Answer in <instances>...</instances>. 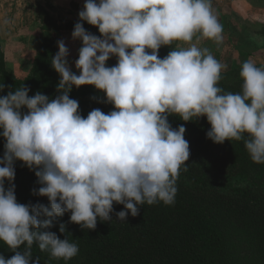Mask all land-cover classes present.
Segmentation results:
<instances>
[{
	"label": "clouds",
	"instance_id": "9594fccd",
	"mask_svg": "<svg viewBox=\"0 0 264 264\" xmlns=\"http://www.w3.org/2000/svg\"><path fill=\"white\" fill-rule=\"evenodd\" d=\"M78 15L71 35L82 42L75 61L79 75L70 68L63 40L51 59L61 77L60 95L50 99L38 91L30 97L23 85L0 96V135L6 140L0 241L15 253L8 259L0 255V264H40L39 257L33 260L34 244L56 259L75 257L77 244L47 231L66 213L71 223L95 230L98 218L111 220L114 203L126 209L116 214L120 222L129 212L137 217L145 203L173 205L190 145L185 126L174 129L169 123L171 115L184 122L206 117L208 139L243 141L251 160L264 164V68L245 61L239 93L217 86L227 66L198 46L201 39L223 42L212 0H85ZM84 22L101 35L87 31ZM174 42L188 46L178 43L174 49ZM162 47L172 48L164 58ZM112 57L117 63L109 67ZM73 86H93L115 110L105 114L97 108L84 117L70 98ZM17 161L35 172L34 195L46 197L50 207L18 203Z\"/></svg>",
	"mask_w": 264,
	"mask_h": 264
},
{
	"label": "trees",
	"instance_id": "16d2710c",
	"mask_svg": "<svg viewBox=\"0 0 264 264\" xmlns=\"http://www.w3.org/2000/svg\"><path fill=\"white\" fill-rule=\"evenodd\" d=\"M74 7L79 9L78 5ZM38 14L41 29L46 33L55 29L73 32L79 21L77 17L58 25L41 5ZM84 27L96 36L101 35L98 28L87 22ZM58 41L59 38L46 37L39 44L29 74L18 78L8 69L0 40V87L4 85L0 96H6L23 85L30 89V97L38 91L50 99L60 95L57 85L61 77L51 64V59L59 51ZM178 43L174 42L171 47L175 49ZM171 47H162L160 58L167 56ZM116 63L114 57L109 67ZM240 72L239 68L222 72L217 86L225 93L241 92L243 80ZM70 98L78 101L84 117L97 108L105 114L115 110L114 105L106 102V94L93 86H73ZM23 111L27 112V109ZM168 119L174 129L185 126V139L190 145V157L186 162L188 170L181 168L175 203H145L138 206L140 214L137 217H132L129 212L126 222H120L116 215L126 209L114 203L111 220L105 222L98 218L95 230L82 229L71 223V213H66L55 218L53 227L47 231L54 232L61 240L67 238L77 244L78 254L68 261L56 259L34 244L33 260L39 257L40 264H264V164L251 160L243 141L216 144L208 139L211 125L206 117L192 122H184L175 115ZM5 143V138L0 135V159L4 155ZM15 171L18 203H40L50 207L46 197L34 195V190L39 188L35 172L20 161L16 162ZM8 186L9 182L5 181V187ZM61 224L66 226L64 234L60 232ZM14 254L0 241V255L8 259Z\"/></svg>",
	"mask_w": 264,
	"mask_h": 264
},
{
	"label": "rangeland",
	"instance_id": "374dc122",
	"mask_svg": "<svg viewBox=\"0 0 264 264\" xmlns=\"http://www.w3.org/2000/svg\"><path fill=\"white\" fill-rule=\"evenodd\" d=\"M225 1L229 2V0H217L215 2L220 6V9H224V12L216 10L217 15L226 18V21H223V40L225 41L226 37L235 39L237 43L243 40L246 43H242L244 49L251 47V45L264 47V10L259 9V7L264 6V2H257L258 8L250 7V9L241 10L243 14L248 15L246 16L248 20H241L243 19V17H240L242 13L239 12L240 14L238 13V15L236 11H231V5L226 10L223 4ZM84 3L85 0H0V25L2 24L0 26V40L6 54L9 71L18 78L26 77L37 56L39 44L46 37H54L65 42L66 47L69 49L68 61L70 68L79 75L75 67V61L78 59L82 42L74 41L72 33L60 32L56 29L52 33L43 31L38 18V6L44 7L53 17V20L58 25H61L68 20L79 17L78 13L83 9ZM74 5H78L79 9L74 7ZM239 9L243 8L240 7ZM257 9L258 16H255ZM234 31L236 32L232 35ZM213 44L214 41L207 40L203 44L204 46L201 45L202 48H208L218 61H220V58L216 55L226 57V59L224 58L220 61L227 66L223 71L224 73H226L225 71L228 72V70L230 72L235 68L242 69V64L249 60L248 52L240 47L237 48V53L232 59L230 52L224 54V50H222L223 44L220 43L217 46ZM179 45L180 47L188 46L182 42ZM259 54L255 55V58H258ZM113 58L108 61L107 66L112 62ZM252 60L258 67L264 68V58Z\"/></svg>",
	"mask_w": 264,
	"mask_h": 264
},
{
	"label": "crops",
	"instance_id": "0c3cea01",
	"mask_svg": "<svg viewBox=\"0 0 264 264\" xmlns=\"http://www.w3.org/2000/svg\"><path fill=\"white\" fill-rule=\"evenodd\" d=\"M217 0H212V6H213V9H214V11H219V12H221V10L224 12V9H220V6L217 4V3H215ZM223 4H224V6H225V9L227 10L229 7H230V5L232 6V10L231 11H236L237 12V14L239 13V12H241L242 14H240V15H242V16H240V17H243V19H241V20H248L247 18H246V16H248V15H246V14H243V12L241 11V10H246L247 8H249L250 9V7L251 8H258V4H257V2H253V1H249V0H229V2H223ZM260 6H261V4H260ZM227 7V8H226ZM240 7H242L243 9H239ZM264 6H261V7H259V9H263L264 10V8H263ZM245 12V11H244ZM238 14V15H239ZM255 16H258V9L256 10V12H255ZM218 19H219V22L222 24V26H223V21L225 22L226 21V18L225 17H221V15H219L218 16ZM250 24V23H249ZM0 26H2V24L0 25ZM66 33H72V32H66ZM231 38H233V37H231ZM208 39H201L200 40V42H199V47H201L202 48V45L207 41ZM209 41V40H208ZM202 44V45H201ZM221 44H223L224 46L222 47V50H224V54L226 53V52H230V54L232 55V59L235 57V54L237 53V48L238 47H240L242 50H245L246 52H248V54H249V59H255V60H260V59H263L264 58V55H263V53H264V47H256V46H252L251 45V47H248V48H246V49H244V47L242 46L243 44H242V41L241 42H239V43H237V41L235 40V39H229V37H226V39H225V41L223 40V42L221 43ZM213 45H218V44H216L215 42H214V44ZM204 46V45H203ZM263 48V50H261ZM260 50H261V52H260ZM260 53V54H259ZM224 54H223V56H224ZM260 55L258 58H255V55L257 56V55ZM216 56H218L219 58H220V61H222L224 58L226 59V57H222V56H220V55H216ZM227 63V62H226ZM232 65V64H231ZM229 71V70H228ZM225 72H227V71H225ZM224 73V72H223Z\"/></svg>",
	"mask_w": 264,
	"mask_h": 264
}]
</instances>
